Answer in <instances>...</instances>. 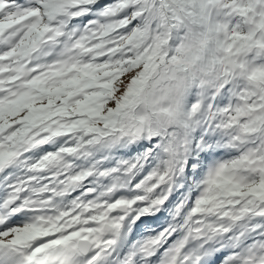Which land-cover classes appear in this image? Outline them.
Listing matches in <instances>:
<instances>
[{
    "label": "snow or ice",
    "instance_id": "6c2138e0",
    "mask_svg": "<svg viewBox=\"0 0 264 264\" xmlns=\"http://www.w3.org/2000/svg\"><path fill=\"white\" fill-rule=\"evenodd\" d=\"M0 264H264V0H0Z\"/></svg>",
    "mask_w": 264,
    "mask_h": 264
}]
</instances>
